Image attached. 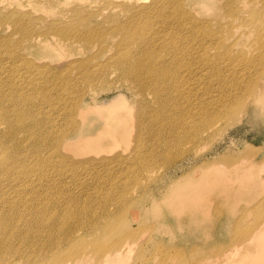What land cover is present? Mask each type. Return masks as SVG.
<instances>
[{"label": "rangeland", "instance_id": "obj_1", "mask_svg": "<svg viewBox=\"0 0 264 264\" xmlns=\"http://www.w3.org/2000/svg\"><path fill=\"white\" fill-rule=\"evenodd\" d=\"M32 1L17 0L4 8L17 29L13 36L8 34L11 25L0 20V147L9 155L7 159L24 160L15 161L21 168L18 171L0 168V220L5 223L22 211L40 229L29 234L31 246L22 240L29 227L26 221L0 229V238L9 237L15 248L1 264H51V259L64 257L61 253L70 245L56 231L64 222L79 229L77 239L85 235L84 240L90 242V228L81 218L89 210L99 222L93 230L105 239L123 228L141 226L136 238H124L131 247L123 260L128 264H180L174 255L177 248L187 253L194 250L197 255L208 252L212 255L208 260L224 264L222 247L229 244L230 226H219L218 219L213 227L199 220L192 208L196 201L184 202V193L192 190L201 202L197 209L202 204L207 208L223 205L219 189L203 182L210 184L221 175L233 176L246 168L245 172L263 176L262 188L248 197V186L256 183L226 179L233 189L230 200L238 199L231 214L236 219L244 212L238 227L250 228L264 219L246 211L264 197V110L259 105H241L246 102V90L258 89L264 81V20L253 26L227 17L225 0H184L182 10L170 4L164 9L165 19L155 16L145 23L150 32L157 30V40L151 42L154 52L146 63L167 69H155V76L141 69L135 79L119 68L127 50L119 36H114L107 52H99L94 43L112 31L111 20L130 22L133 13L120 6L112 13L114 19H106V12L122 0H67L65 10L81 3L87 9H81L78 17L87 16L60 37L54 29L31 28L17 14L28 11L42 16ZM232 2L243 12L263 16V0ZM146 3L135 9L150 11L151 0ZM100 10L105 13L98 14ZM20 17L27 27L23 30L13 23ZM207 23L216 31L212 37L202 34ZM125 24L123 31L136 29V24ZM35 36L38 43H34ZM48 36L69 44L68 52L47 50L49 40L42 39ZM139 45L133 47L135 57L146 56ZM111 54L116 55L109 58ZM74 100L82 101L88 111L82 132L102 139V144L82 142L80 148H68L52 140L79 121L77 111L68 109ZM121 112H126L124 119L111 118ZM121 127L127 128L124 137ZM23 170L27 172L20 179ZM7 172L15 176H5ZM186 178L197 185L184 184ZM127 199L135 203L128 204ZM121 202L128 206L123 226L104 227L107 219L100 216L105 210L115 213ZM93 254L92 247H87L86 256L94 258Z\"/></svg>", "mask_w": 264, "mask_h": 264}, {"label": "bare ground", "instance_id": "obj_2", "mask_svg": "<svg viewBox=\"0 0 264 264\" xmlns=\"http://www.w3.org/2000/svg\"><path fill=\"white\" fill-rule=\"evenodd\" d=\"M13 1L17 0H0V20H6L3 23H7L11 25V29L8 27V34L9 36H13L14 34H11L12 32L15 33L17 29L13 27V24L11 22V14L8 13L6 6L11 4ZM67 0H33L32 7L35 10H42L43 15L39 17L33 16L28 11H20L17 13L18 15H22L28 25L31 27V25L39 27L42 26L45 29H54V34L58 37L59 34L62 32H66L67 29H74L76 23H79V21H82L86 18V16H79V11L81 9H87L84 7L81 3H73L72 7L70 9L64 8V3ZM146 0H122V3H118L115 5V8L113 10H110V12H106V19L112 18L114 19V13L116 11V8L120 6V8H124L126 10H129V12L133 13L132 18L130 22L128 23H122L117 24L114 20H111V25H115L112 28V31L109 33H105L101 36V41H95L94 43H97L99 45V52L103 50V52H107L111 50L112 48V42L114 40V36H119V41L121 44L126 46L127 50L122 54V59L119 60V68L130 78L136 79V75L141 69H146L149 75H156V70H166V67H157L155 68L152 64H148L146 62H150V58H152V54L154 50L151 48V46H154L153 41H156L157 33L150 32L149 26L145 23L147 21H152L155 16H157V19H165V10L166 7L170 4L175 7V9H181L184 5V0H151L152 5L148 8H151L150 11H144L142 9L136 10L135 7H144L148 4H143ZM264 1V0H263ZM31 3V4H32ZM224 3L227 5V17H232L234 19H239L241 24L245 21H249L250 24L253 26H256L257 23L263 22L264 20V7H262L263 10V16L261 18L255 17V12L246 11L243 12V9L241 10L238 7H234L232 4V0H225ZM161 8V9H160ZM160 9V10H159ZM182 10V9H181ZM105 13L104 10H100L98 14L103 15ZM97 14V15H98ZM70 15V16H69ZM69 16V19L67 17ZM145 18V22H144ZM105 19H102L104 21ZM171 20H166L164 23L170 24ZM1 23V22H0ZM13 23L15 25H19L21 27V30L27 28L25 21L22 17L14 20ZM135 25L136 29L133 31H123L122 25ZM179 24V23H178ZM194 24H191V29ZM225 27V25L223 26ZM32 28V27H31ZM90 28V27H89ZM61 31H57V30ZM89 30V29H88ZM221 31V30H220ZM78 32V31H75ZM207 37H212V35L216 34V31L214 33V30L212 29V26L207 23V25L203 26V32ZM222 34V32H219V35ZM185 35V34H184ZM218 35V34H217ZM186 36V35H185ZM217 37V36H216ZM62 38V36H61ZM79 37L75 36V40H78ZM33 40H35L34 43H38V37H33ZM43 40H49V42L45 43V47L47 50L51 51L54 49H58L59 51L68 52V45H65L63 42L54 39L52 37H45ZM65 40L70 41L69 38H65ZM262 42L263 39H261ZM93 42V41H92ZM73 44V43H72ZM142 47L143 52H146V56H137L136 53L133 52V47L135 45H138ZM137 49V48H136ZM98 53H95L93 56H96ZM116 54L109 55V58L113 57ZM84 62H89L88 59H83ZM159 66H165L164 64ZM83 75V71L81 72ZM164 75H166L164 73ZM157 80L159 76L155 77ZM141 81V79H139ZM144 83V81L142 82ZM264 81H262V86L258 89L255 88H249L246 90V96L245 99L246 102H244L243 106L246 105L248 108L250 105H259L264 110ZM59 90H63L64 88L62 85L59 86ZM63 94V93H62ZM69 112L73 113L75 110L77 111V114L79 116V121H75V127L66 130L62 133L61 137L59 139H56L54 137H51L52 140L55 141H61L62 145L65 147H82V142L84 143H91L93 146H98L101 143V141L97 138H89V135L87 133L82 132V127L84 126V121L88 115V111L85 109L83 102L72 101L71 105H69ZM3 114V109L0 111V115ZM126 115V112H121V114L113 113L111 115V118L113 119H124ZM71 119V118H69ZM83 122V123H82ZM127 132V128L121 127L120 128V134L124 137L125 133ZM68 147V148H69ZM9 155H7V152L4 148L0 147V168L3 170L8 169H14L16 171L20 170L18 166H15L14 163L16 160H19L23 162L24 160H21L20 158H10L7 159ZM246 168L242 172H238L237 174L233 176H229L227 173L226 175H221L217 177L216 181H211L210 184L207 182H203L204 185H215L219 191L217 194L222 197L223 205L218 204V206L214 208H207L205 205L202 204V208L197 209L199 203H201L199 200L196 199L195 196H193V192L191 189H187L188 191L184 193L185 201L184 202H190L193 203L192 198L196 201L195 205L196 208L192 207L193 210L196 212L197 218L205 223H209L211 227L215 225L216 219H218V225L222 226V224L229 225V232H227V239L229 243L228 245L221 246L224 249L223 257L225 259H222V262L224 264H228L229 261H236L238 264H262L264 259V219H261L259 222L254 224L252 227H238L240 224V221L242 218L241 216H238L236 219L231 214L232 208H237L238 205V199L232 198L230 200L233 189L230 188V184L226 182V179H236L239 181H250L252 183H256L254 185H249L248 188L250 190V193L247 194L248 197H251L252 195H256L261 191L262 188V182H263V176H257L256 174H251L248 172H245ZM222 171V170H221ZM27 171H20L19 172V178L22 179V176ZM224 172V170H223ZM221 172H216V174H219ZM30 175V173H29ZM5 176H15L13 172H7L5 173ZM11 179H14L13 177ZM31 180L34 179V177L30 178ZM219 183H218V182ZM184 184H188L191 187H195L197 183L193 181L192 179L186 178L183 182ZM182 184V183H181ZM180 184V185H181ZM28 187V185L26 186ZM174 190V189H172ZM171 190V191H172ZM168 192V197H172L171 194H173V191ZM240 190H236L235 193H239ZM171 192V194H169ZM184 191L180 192L178 195L181 196ZM223 192V194H219ZM128 204L135 203L134 201H131L133 199H127ZM183 201L180 203H184ZM86 206V205H83ZM252 208L246 211H249L253 213L257 218L264 215V197H262L258 202H256L254 205L251 206ZM127 204L121 202V204L118 207V210L115 213L110 214L109 210H105L103 214L100 216L102 218H106L107 222H105V226L108 228H114L119 229V226H123L125 223V219L127 217ZM225 210H228L227 213H224ZM192 213V212H191ZM245 214H247L245 212ZM17 215V216H16ZM12 217L9 216V218L6 219V222L3 223L2 220H0V229H3L8 225V228L13 227V223L17 220L20 221H26V223L29 224V227L27 226L26 232L24 233L22 240L25 242L27 246L32 245L33 236H28L31 232L38 231L40 229V226L33 223L32 220H26V217L23 215L21 211V215L19 216V212ZM83 220V223L86 224L87 228H90V233L93 239L91 241H85L86 239L85 235L84 237H80L77 239L78 235V228L74 227L73 225L64 222L63 225L56 226L57 232L63 234V239L67 243H69V249L62 251L61 255L64 256L62 258H58L56 260L51 259V264H128V262H124V257L130 250V241L131 239H134L137 237V231L141 228V226H137L135 228L126 227L120 230V232H117V234H114L113 238L111 239H105L104 234H97L94 230L98 228V219L94 215H90V210L86 211L84 215L81 217ZM32 222L33 224H30ZM75 225V224H74ZM146 226V225H145ZM148 227V226H146ZM94 229V230H93ZM34 235V234H33ZM1 236V235H0ZM128 238V239H124ZM96 239V241H94ZM124 239V240H123ZM122 240V241H121ZM10 241L9 237L0 238V260L6 255L7 252L15 250L13 244L9 243ZM54 244H49L48 246H53ZM181 246L182 248H185V244L182 242ZM223 245V244H222ZM87 247H92L95 254L94 258H88L86 256V250ZM219 247V249L221 248ZM190 253H187L185 251H180L178 248L174 251L175 257H177L180 260V264H218L216 262L208 260L212 255L208 252H204L197 255L194 250H189ZM253 253H256L258 256L256 258H252L251 255ZM1 264V262H0ZM142 264H145V262H142ZM163 264H171L169 261L165 262Z\"/></svg>", "mask_w": 264, "mask_h": 264}]
</instances>
